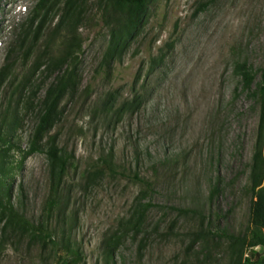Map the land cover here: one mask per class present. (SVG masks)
<instances>
[{
  "label": "rangeland",
  "instance_id": "obj_1",
  "mask_svg": "<svg viewBox=\"0 0 264 264\" xmlns=\"http://www.w3.org/2000/svg\"><path fill=\"white\" fill-rule=\"evenodd\" d=\"M44 3L0 0V124L15 122L13 140L22 150L55 76L45 74L39 57L58 55L64 36L53 33L60 5L36 33L42 11H34ZM101 4L84 0L76 87L47 136L56 134L73 156L58 208L68 224L72 217L80 253L72 264H106L109 244L113 264H230L228 243L202 235L243 236L250 225L254 198L247 186L254 156L264 149V103L252 93L264 70V0H152L138 32L111 59ZM32 18L28 40L36 47L19 50ZM242 63L256 75L250 91L235 71ZM110 150L116 173L94 175ZM9 156L13 169L2 192L8 185L14 208L30 223L60 229L57 210H46V155L23 161L13 149ZM134 174L151 183L150 193ZM141 195L155 206L134 233L128 222ZM2 226L0 264H56L51 245L17 227L1 238ZM254 251L264 255L262 247Z\"/></svg>",
  "mask_w": 264,
  "mask_h": 264
},
{
  "label": "trees",
  "instance_id": "obj_2",
  "mask_svg": "<svg viewBox=\"0 0 264 264\" xmlns=\"http://www.w3.org/2000/svg\"><path fill=\"white\" fill-rule=\"evenodd\" d=\"M43 1L45 3L37 6L34 11V14L42 11L40 20L35 27L36 33H40L43 30L53 7L56 5L58 8L60 5L56 13L58 21L54 26L53 33L55 35L64 33V36L58 55L53 56L50 53H45L39 57L41 59L39 64H43L45 74L55 76L46 89L41 101V111L38 115V122L28 149L22 150L13 140L15 122L7 125L5 122L0 124V223H3L1 238L5 236L6 230L11 227L29 231L44 246L48 247V245H51L50 251L53 253L56 264H72L80 257L76 242L72 238V217H70V224H68L65 213L60 214L58 208L60 206V196L64 180L73 156L68 154L64 148L59 147L58 136L56 134L48 138L47 136H49L50 131L58 120V107L62 99L68 91H73L76 87L77 69L80 53L82 52V43L78 31L79 24L84 16L82 10L84 0ZM151 1L102 0L100 20L107 27L110 34L109 47L105 56L106 59L113 58L114 54L122 48L125 42L133 39L143 23ZM35 20V18H32L29 21V24L25 27L27 30L23 27V33L17 41V48L19 50L26 47L30 52L36 47L33 40H28L29 29L33 28ZM53 40L52 44L54 43ZM9 56L10 53L7 55V60ZM3 69L5 70V67ZM3 71L1 70L0 72V78L2 77ZM235 71L241 79L243 88L250 91L256 78L252 69L246 63H242L236 65ZM252 93L254 97L264 103V70L261 71L260 81ZM112 100L113 98L109 96V99L103 104L104 109L109 108ZM25 104H28V100ZM13 149L20 151L23 161L34 153H44L46 155L50 183L46 210L49 216L57 210V222L60 225V229L58 228L57 230L59 231L54 229L53 231H49L43 225L36 226L30 223L24 215L20 214L14 208L8 185L4 192H2L4 187L2 179L13 169L9 165V155ZM106 173L109 175L116 173L114 156L111 150L107 154L99 157L94 175L102 177ZM90 175L88 177L91 179L93 173L92 176ZM133 178L144 185L143 192L145 194L152 191V185L149 181L140 179L138 174H134ZM247 191L253 196L254 200L251 205L250 225L248 231L243 236H235L219 230H208L202 235V237H211L217 240L224 239L228 243L231 256L230 264H264V255L258 257L254 251L258 247L264 248V149L262 154L260 153L254 156ZM144 197V195H141L137 200L133 218L128 222L131 231L134 233H137L141 229L145 214L150 208L155 206L151 201L143 202L142 199ZM112 246L110 244L107 245L103 251L106 264L112 262L114 254V248ZM247 252L249 253L247 254Z\"/></svg>",
  "mask_w": 264,
  "mask_h": 264
},
{
  "label": "built area",
  "instance_id": "obj_3",
  "mask_svg": "<svg viewBox=\"0 0 264 264\" xmlns=\"http://www.w3.org/2000/svg\"><path fill=\"white\" fill-rule=\"evenodd\" d=\"M255 249H258V248H255Z\"/></svg>",
  "mask_w": 264,
  "mask_h": 264
}]
</instances>
